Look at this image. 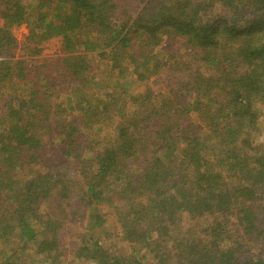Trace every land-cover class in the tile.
<instances>
[{
    "label": "trees",
    "instance_id": "trees-1",
    "mask_svg": "<svg viewBox=\"0 0 264 264\" xmlns=\"http://www.w3.org/2000/svg\"><path fill=\"white\" fill-rule=\"evenodd\" d=\"M0 20V264H63L71 223L82 264H264V0H0Z\"/></svg>",
    "mask_w": 264,
    "mask_h": 264
},
{
    "label": "rangeland",
    "instance_id": "rangeland-1",
    "mask_svg": "<svg viewBox=\"0 0 264 264\" xmlns=\"http://www.w3.org/2000/svg\"><path fill=\"white\" fill-rule=\"evenodd\" d=\"M1 25H2V21L0 20V26ZM12 34L16 38L18 44L22 45L25 41L26 36H27V30H26L24 25H21L19 27H13L12 28ZM42 46H43L42 47L43 49H41L42 54L44 56L50 57L47 59H54V58L61 56L59 39L50 40V41L46 42L45 44H43ZM22 54H23L22 51L16 50L17 56H20ZM164 80L162 77V79L158 80L159 82H157V83L160 84ZM260 138L258 141H262V139L260 140ZM101 218L106 219L108 221V224H109V222H112L113 217H112V212H110V209H107V208L103 209L102 208L101 209ZM78 227L79 226H76L75 223H71L70 227L67 229V237L64 240V247L66 248L67 251H66L65 255L62 256L63 264H82L81 263L82 261L79 260L80 262H78L77 259L72 257L73 256V243H71V241H74L75 238H80L79 235H81L79 233L80 230L77 229ZM111 239L113 240V243L116 244V242L114 241V238H111ZM119 249H121L120 246L118 247V250Z\"/></svg>",
    "mask_w": 264,
    "mask_h": 264
}]
</instances>
